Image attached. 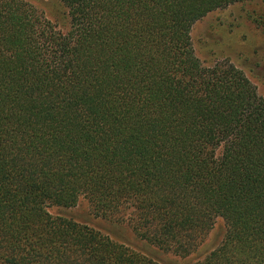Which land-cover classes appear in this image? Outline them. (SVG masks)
<instances>
[{
  "label": "trees",
  "instance_id": "16d2710c",
  "mask_svg": "<svg viewBox=\"0 0 264 264\" xmlns=\"http://www.w3.org/2000/svg\"><path fill=\"white\" fill-rule=\"evenodd\" d=\"M64 33L0 0V263L159 264L49 212L97 217L197 264H264V96L205 66L193 25L238 0H59Z\"/></svg>",
  "mask_w": 264,
  "mask_h": 264
},
{
  "label": "rangeland",
  "instance_id": "374dc122",
  "mask_svg": "<svg viewBox=\"0 0 264 264\" xmlns=\"http://www.w3.org/2000/svg\"><path fill=\"white\" fill-rule=\"evenodd\" d=\"M24 1L34 6L58 30L68 32V10L59 0ZM191 41L203 65L233 64L256 87L258 94L264 96V0H238L208 13L193 25ZM49 212L87 224L159 264H197L221 243L226 233L225 221L218 218L198 250L189 256H180L138 238L125 224L95 216L86 200L82 199L73 208L53 206Z\"/></svg>",
  "mask_w": 264,
  "mask_h": 264
}]
</instances>
